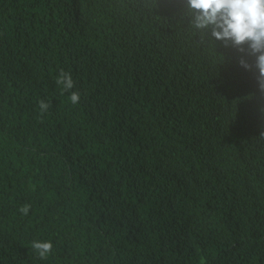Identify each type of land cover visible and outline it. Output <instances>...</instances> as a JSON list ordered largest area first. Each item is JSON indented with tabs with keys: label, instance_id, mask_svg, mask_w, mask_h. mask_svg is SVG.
<instances>
[{
	"label": "trees",
	"instance_id": "obj_1",
	"mask_svg": "<svg viewBox=\"0 0 264 264\" xmlns=\"http://www.w3.org/2000/svg\"><path fill=\"white\" fill-rule=\"evenodd\" d=\"M192 21L187 0H0V264H264L255 57Z\"/></svg>",
	"mask_w": 264,
	"mask_h": 264
},
{
	"label": "clouds",
	"instance_id": "obj_2",
	"mask_svg": "<svg viewBox=\"0 0 264 264\" xmlns=\"http://www.w3.org/2000/svg\"><path fill=\"white\" fill-rule=\"evenodd\" d=\"M187 7L193 13L195 28L211 27L215 39L246 56L255 57L254 64L248 63L244 56L239 63L246 70L255 68L259 90L264 92V0H187ZM55 83L61 86L62 94L71 92L69 100L73 105L79 102L80 94L71 91L74 81L69 72L61 69ZM38 106L43 115L51 104L40 100ZM30 207L25 204L19 211L27 215ZM31 247L40 259H47L53 249L51 241H33Z\"/></svg>",
	"mask_w": 264,
	"mask_h": 264
}]
</instances>
